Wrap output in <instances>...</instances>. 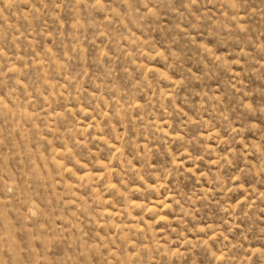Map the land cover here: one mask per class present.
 <instances>
[{
	"label": "rangeland",
	"instance_id": "obj_1",
	"mask_svg": "<svg viewBox=\"0 0 264 264\" xmlns=\"http://www.w3.org/2000/svg\"><path fill=\"white\" fill-rule=\"evenodd\" d=\"M0 264H264V0H0Z\"/></svg>",
	"mask_w": 264,
	"mask_h": 264
}]
</instances>
